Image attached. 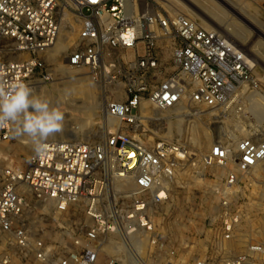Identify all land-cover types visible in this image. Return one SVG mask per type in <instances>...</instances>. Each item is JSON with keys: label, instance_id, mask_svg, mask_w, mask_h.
I'll use <instances>...</instances> for the list:
<instances>
[{"label": "built area", "instance_id": "2783aa9c", "mask_svg": "<svg viewBox=\"0 0 264 264\" xmlns=\"http://www.w3.org/2000/svg\"><path fill=\"white\" fill-rule=\"evenodd\" d=\"M64 1L75 5L81 20L66 63L86 67L93 81L113 93L106 113L123 125L98 141H46V153L32 151L25 167L0 168V264H12L10 252L38 264H118L113 256L100 257V244L109 235L125 242L128 264H146L142 240L129 237L154 233L150 207L169 199L175 163L189 152L178 142L157 139L148 145L138 137L141 108L221 107L257 89L255 65L224 33L176 12L172 0ZM59 6L60 0H0V54L8 55L0 59V79L29 86L51 78L48 58L60 32ZM12 129L11 124L0 128V142ZM197 162L224 167V188L232 187L264 163V139L249 135L233 144L216 139ZM111 179L130 186L125 211L116 199L101 206ZM79 205L87 224L69 222ZM237 222L223 211L224 240L233 237ZM249 249L258 253L262 247ZM248 260L226 256L218 264ZM164 264L174 261L170 257ZM196 264L210 262L203 258Z\"/></svg>", "mask_w": 264, "mask_h": 264}, {"label": "rangeland", "instance_id": "374dc122", "mask_svg": "<svg viewBox=\"0 0 264 264\" xmlns=\"http://www.w3.org/2000/svg\"><path fill=\"white\" fill-rule=\"evenodd\" d=\"M188 2L172 0V5L176 12L186 13L211 27L197 14L201 11L250 57L263 61V65L255 64L258 87L253 92L243 91L241 96L217 108L188 103L164 110L151 104L141 108L143 117L138 137L148 145L157 139L178 142L189 156L175 163L169 180V199L150 207L154 233L129 238L134 242L142 240L140 255L146 264H164L170 257L174 264H196L203 258L210 264H218L223 257L235 255L249 258L248 264H264V163L240 175L232 187L224 188V167H202L197 162L216 139L230 144L249 135L264 139V0ZM59 10L61 31L48 58L51 78L29 87L64 115L62 130L49 139L98 141L123 123L107 116V97H113V93L105 92L93 81L86 67L67 65L66 56L77 41L81 20L73 3L60 0ZM7 56L0 54V59ZM13 129L10 137L0 142V168L5 165L25 167L29 154L34 151L33 146L27 144L28 138L16 136ZM129 189L123 181L111 179L101 200L102 208L106 207L107 200L116 199L118 208L125 211L130 205V198L125 196ZM223 201L227 202V207L223 206ZM78 208L71 213L69 222L87 224L89 219L84 217L83 207ZM224 210L238 218V226L228 240L220 234ZM51 224L48 221V225ZM2 238L0 234V242ZM116 238L109 235L102 240V259L108 256L118 259L107 247ZM250 245H259L262 250L255 253L249 249ZM10 254L12 264H38L34 259L20 260L16 253ZM118 264H128V252L125 260H119Z\"/></svg>", "mask_w": 264, "mask_h": 264}, {"label": "clouds", "instance_id": "9594fccd", "mask_svg": "<svg viewBox=\"0 0 264 264\" xmlns=\"http://www.w3.org/2000/svg\"><path fill=\"white\" fill-rule=\"evenodd\" d=\"M63 120V113L26 83L0 79V128L15 125V135L27 137L37 155L46 153V141L62 130Z\"/></svg>", "mask_w": 264, "mask_h": 264}, {"label": "bare ground", "instance_id": "6f19581e", "mask_svg": "<svg viewBox=\"0 0 264 264\" xmlns=\"http://www.w3.org/2000/svg\"><path fill=\"white\" fill-rule=\"evenodd\" d=\"M183 1V0H182ZM185 2H188V0H185ZM189 3V2H188ZM187 3V4H188ZM196 11V10H195ZM199 11V10H198ZM197 11V12H198ZM201 12V11H200ZM197 13L201 18H202V20H204V21H206L211 27L210 28H214V29H217L218 30V25L216 24V23H213L212 22V20L210 19V18H208V17H206V15L204 14V13ZM61 31V30H60ZM59 35H60V33H59ZM59 35H58V37H59ZM227 36V35H226ZM230 38V37H229ZM231 39V38H230ZM57 40H58V38H57ZM234 41V40H233ZM235 42V41H234ZM56 43H57V41H56ZM56 43H55V45H56ZM236 43V42H235ZM237 45H238V43H236ZM239 46V45H238ZM241 46H243V45H241ZM240 47V46H239ZM246 54H247V52L242 48V47H240ZM248 51V50H247ZM248 55V54H247ZM250 57V56H249ZM250 59H251V61L254 63V65L255 64H259V65H263V61H261V60H259V59H254L253 57H250ZM260 96V95H259ZM258 96V97H259ZM49 140H52V139H49L48 138V140L47 141H49ZM60 140H63V139H60ZM27 144H29L30 146H32L31 145V143L29 142V139H28V141H27ZM146 241L144 240L143 241V244L145 243ZM107 247L108 248H111L112 249V251L114 252V254H116V255H118V259L119 260H121V261H124L125 260V249H126V245H125V242H123V240L118 236L117 238H116V240H113V242H112V244L111 245H107Z\"/></svg>", "mask_w": 264, "mask_h": 264}]
</instances>
